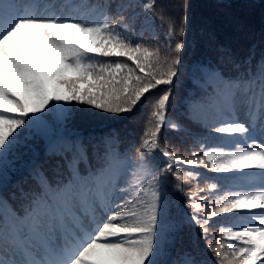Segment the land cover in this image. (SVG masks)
<instances>
[{
  "label": "snow or ice",
  "instance_id": "1",
  "mask_svg": "<svg viewBox=\"0 0 264 264\" xmlns=\"http://www.w3.org/2000/svg\"><path fill=\"white\" fill-rule=\"evenodd\" d=\"M157 3L0 0V264H210L198 243L177 248L185 228L220 264H264V28H247L231 0H211V16L184 0L178 19ZM156 19L159 41L140 42L157 40ZM186 53L198 54L187 71L205 99L193 114L206 108L210 133L189 158L163 138L182 130L168 110ZM73 102L117 116L142 106L138 141L121 152L119 129L83 136ZM21 148L33 185L6 194L5 162ZM200 169L239 183L200 188ZM193 182L177 214L169 185Z\"/></svg>",
  "mask_w": 264,
  "mask_h": 264
},
{
  "label": "trees",
  "instance_id": "2",
  "mask_svg": "<svg viewBox=\"0 0 264 264\" xmlns=\"http://www.w3.org/2000/svg\"><path fill=\"white\" fill-rule=\"evenodd\" d=\"M192 7L190 8V12H195L197 15H208L211 16L213 13V9L210 7L211 0H189ZM234 4L232 9V13L238 17L247 28L256 31L257 33L261 28H264V12H262L259 7L260 0H231ZM184 3V0H158L157 3V11L160 9V5L167 6V14L175 18H179L181 11L180 5ZM255 3L257 7H246L245 5ZM139 12L140 9H137ZM155 33L157 36V40H150V36L148 32H144L143 40L140 41L142 43H152L156 44L160 37V34L166 29V25L161 27V22L159 19L155 20ZM139 27V22L137 24ZM221 39L226 44H234L237 40V37L230 32L227 28L224 29L221 33ZM150 40V41H149ZM163 56V52L161 53ZM198 56L192 53L185 54L184 65L181 67V74L177 79L176 83L172 86V99L171 104L168 110V119L172 121H176L181 124V126H185L190 121L189 114H193V109L196 105L201 104L205 97L204 93L199 87V85L194 82L195 77L190 71H187L188 65ZM108 58L101 57V60H107ZM115 59V58H113ZM121 60H125L126 58H120ZM129 65H131L130 61H127ZM134 67V66H133ZM162 89L167 90L168 86H161ZM155 91V90H154ZM84 106L86 104H79L73 102L71 107L79 110V114L75 121H73L72 126L75 127L83 136H97L100 132H107V130L119 129L121 132V136H127V141L123 144V147L120 149L123 152L125 149H130L131 146L138 141V129H142V122L146 119V110L139 106L132 113L121 114L117 117L116 120L108 123L109 117L108 113L98 114L97 111H84ZM202 115H207L206 108L202 109ZM91 122L90 124H88ZM107 123V124H105ZM104 124V125H103ZM82 125V126H81ZM102 128V130H100ZM189 129V128H186ZM205 131V133L201 130ZM200 129H190L189 133L191 135H185V130L182 128L181 131H171L165 130L164 139L170 141L169 147L170 149H174L178 155H182L185 158L191 157V153L193 151H198V142H203L205 138L210 134L209 130L201 127ZM205 134V138H204ZM213 135V134H212ZM215 141L208 140V143H214ZM34 154L32 152H22L18 151L13 156L9 157V159L5 162V175L7 177L6 190L8 187H12L14 185L15 177L20 173L27 174L29 172L30 164L34 159ZM206 170V169H205ZM192 185L185 184L183 191H178L172 185H169V196L173 202V209L177 214L181 213V206L187 202V192ZM200 188H204L199 183ZM204 194H207L205 192ZM199 229H195V231L191 232V236L189 237V229L185 228L183 232L180 233V239L177 240V248L183 246H188L190 241L192 243H198L199 251L203 258L210 261V264H220L217 261L215 255L208 251L206 242L204 240L197 241V233ZM213 236L216 233H212ZM221 239H223L221 237ZM214 247H218L214 241H212ZM227 243V241H225ZM175 251V250H174ZM224 264H227L225 261Z\"/></svg>",
  "mask_w": 264,
  "mask_h": 264
},
{
  "label": "rangeland",
  "instance_id": "3",
  "mask_svg": "<svg viewBox=\"0 0 264 264\" xmlns=\"http://www.w3.org/2000/svg\"><path fill=\"white\" fill-rule=\"evenodd\" d=\"M91 122H89L88 124H90ZM82 126V125H81Z\"/></svg>",
  "mask_w": 264,
  "mask_h": 264
}]
</instances>
